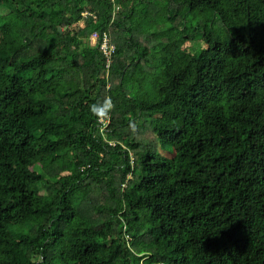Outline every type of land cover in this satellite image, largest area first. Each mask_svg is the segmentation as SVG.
I'll return each instance as SVG.
<instances>
[{
	"label": "trees",
	"instance_id": "trees-1",
	"mask_svg": "<svg viewBox=\"0 0 264 264\" xmlns=\"http://www.w3.org/2000/svg\"><path fill=\"white\" fill-rule=\"evenodd\" d=\"M0 264H264V0H0Z\"/></svg>",
	"mask_w": 264,
	"mask_h": 264
},
{
	"label": "built area",
	"instance_id": "built-area-1",
	"mask_svg": "<svg viewBox=\"0 0 264 264\" xmlns=\"http://www.w3.org/2000/svg\"><path fill=\"white\" fill-rule=\"evenodd\" d=\"M115 1V0H113ZM91 44L93 46L100 44V50L103 54V57L105 58L106 61V68L109 70L114 62V56L117 52V47L116 44L113 42L112 38L107 32L100 33V32H94L91 37ZM110 88V84L108 85V89ZM101 125L106 127L107 124L109 123L108 120H102L100 121Z\"/></svg>",
	"mask_w": 264,
	"mask_h": 264
},
{
	"label": "clouds",
	"instance_id": "clouds-1",
	"mask_svg": "<svg viewBox=\"0 0 264 264\" xmlns=\"http://www.w3.org/2000/svg\"><path fill=\"white\" fill-rule=\"evenodd\" d=\"M115 104L110 97H105L100 103H94L89 105V112L93 117H95L97 123L99 124L102 120H108L112 111L115 109ZM129 127L135 131L136 125L133 122L129 123Z\"/></svg>",
	"mask_w": 264,
	"mask_h": 264
},
{
	"label": "rangeland",
	"instance_id": "rangeland-1",
	"mask_svg": "<svg viewBox=\"0 0 264 264\" xmlns=\"http://www.w3.org/2000/svg\"><path fill=\"white\" fill-rule=\"evenodd\" d=\"M115 1H116V0H115ZM115 13H116V14L114 15V21H115L116 16H117V10H116ZM150 127H151V126H150L149 121H146V120H145L144 123H143V125H142V134L144 133V134L146 135V133H149V132L152 133ZM145 135H143L142 139H144ZM156 144H157V142H156ZM156 148H158L159 150H162L159 144H157V147H156Z\"/></svg>",
	"mask_w": 264,
	"mask_h": 264
}]
</instances>
